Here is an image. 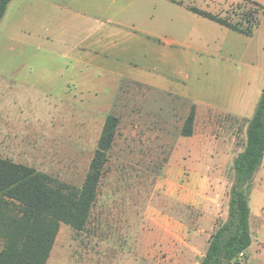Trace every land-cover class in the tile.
<instances>
[{
    "label": "rangeland",
    "instance_id": "obj_1",
    "mask_svg": "<svg viewBox=\"0 0 264 264\" xmlns=\"http://www.w3.org/2000/svg\"><path fill=\"white\" fill-rule=\"evenodd\" d=\"M69 2L88 21L113 19L121 25L98 32L102 48L86 50L88 41L62 59L70 49L39 36L50 20L43 0H15L0 21L1 158L80 188L106 117L120 118L87 224L76 230L62 223L46 264H199L228 216L232 161H219L225 170L217 177L220 197L211 201L216 210L210 221L207 215L200 219L208 207L201 212L192 204L160 199L157 178L182 137L192 103L212 110L232 106L234 97L245 99L248 89L263 82L258 73L264 69V12L245 0ZM188 6L244 24L254 17L261 24L246 36ZM84 19H71V45L92 30L96 35V22L86 25ZM170 34L175 42L165 45ZM230 131L241 146L244 126ZM158 198L177 228L167 226L162 233L148 216ZM182 224L201 229L189 235Z\"/></svg>",
    "mask_w": 264,
    "mask_h": 264
},
{
    "label": "trees",
    "instance_id": "obj_2",
    "mask_svg": "<svg viewBox=\"0 0 264 264\" xmlns=\"http://www.w3.org/2000/svg\"><path fill=\"white\" fill-rule=\"evenodd\" d=\"M12 0H0V21ZM262 8L255 0H245ZM195 14L240 34L251 36L260 22L254 17L232 21L195 6ZM196 104L181 130L190 136L194 130ZM120 124L110 113L104 122L97 149L83 185L78 188L54 182L34 168L0 157V264H46L62 223L82 230L98 197V188ZM264 159V90L253 116L248 120L247 139L233 162L234 182L230 188L228 216L211 235L199 264H237L252 244L250 196ZM15 207L17 210L13 211Z\"/></svg>",
    "mask_w": 264,
    "mask_h": 264
},
{
    "label": "crops",
    "instance_id": "obj_3",
    "mask_svg": "<svg viewBox=\"0 0 264 264\" xmlns=\"http://www.w3.org/2000/svg\"><path fill=\"white\" fill-rule=\"evenodd\" d=\"M13 1L15 0H12L8 7L11 6ZM255 1L264 5V0ZM43 2L45 12L49 15L50 20L48 27L43 28L39 36L42 39H49L53 45L70 49V53L64 54L62 59L68 58L72 53L71 51L80 48L81 45L88 41H90L88 44L82 46L84 49L102 48L104 46V36L98 35V32L105 30L109 24L114 26L121 25L113 19L88 21L86 16L74 10L69 0H43ZM74 15L82 19L81 21L85 18L84 22H86V25L96 22L98 30L96 35L92 30V33H88L83 40L71 45L68 37V27ZM260 24L255 30L260 27ZM111 30L119 33V30L115 28ZM144 33L148 38V31ZM174 42L175 39L171 34L164 38L165 45H170ZM114 45L115 43H112V46L116 47ZM85 53V56L91 57L90 52L87 51ZM85 60L83 59L80 62L87 64ZM258 76L263 81L261 85L251 90L250 93L248 89L245 99H243V94L241 98L234 97L232 106L227 105L217 108V110H212L210 108L199 109L196 105V118L192 135L182 136L178 139L168 162L162 166L158 175L156 190L160 199L163 197L181 204H192L201 212L202 210L206 211L208 207V213L204 212L200 219L206 215L209 216L208 221L213 218L212 211L216 209L212 206L211 201L217 202L220 197V194L217 193L221 185L217 177L224 175L225 170V168L221 167L219 161H232L230 170L233 169L234 159L246 144L248 120L253 116L264 90V69L260 70ZM236 126H240L242 129L244 126V133L242 131L241 134L244 139L241 146L237 144V134H233L230 131ZM199 160H210L213 162L208 165L193 162ZM185 176L190 177V179L185 180ZM160 199H156L154 204L152 203L148 206V216L159 228L158 230L163 233L168 229L167 226L177 228L178 221L164 210ZM226 201L228 210L229 199L226 198ZM250 207L252 244L237 264H264V159L254 179L250 196ZM181 227L189 235L201 229L198 227V230H196L188 226L185 228L183 224Z\"/></svg>",
    "mask_w": 264,
    "mask_h": 264
}]
</instances>
